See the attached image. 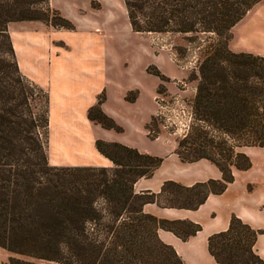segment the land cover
Returning a JSON list of instances; mask_svg holds the SVG:
<instances>
[{
    "label": "trees",
    "instance_id": "16d2710c",
    "mask_svg": "<svg viewBox=\"0 0 264 264\" xmlns=\"http://www.w3.org/2000/svg\"><path fill=\"white\" fill-rule=\"evenodd\" d=\"M263 1L125 0L136 33H206L218 38L201 66L194 127L178 143L176 153L185 163L210 161L222 172L221 181L193 186L167 181L158 194L137 193L136 183L152 178L164 160L105 141H97L96 148L111 167L51 166L37 118L20 117L17 107L9 106L17 90L7 81L8 75L2 77L5 68L0 59V249L10 255L5 264H184L175 249L160 239L159 231L188 241L202 226L159 219L144 208L156 204L198 210L235 181L233 169L252 167L240 149L264 148V58L234 53L228 46L233 28ZM33 3L0 0V41L18 75L8 31L11 23L38 21L75 30L57 11L59 18L54 21L35 16L27 8ZM150 71L165 81L160 73ZM103 101L100 98L89 111V120L121 132L101 110ZM261 234L233 216L227 231L209 238V252L218 264H264L254 250Z\"/></svg>",
    "mask_w": 264,
    "mask_h": 264
},
{
    "label": "crops",
    "instance_id": "0c3cea01",
    "mask_svg": "<svg viewBox=\"0 0 264 264\" xmlns=\"http://www.w3.org/2000/svg\"><path fill=\"white\" fill-rule=\"evenodd\" d=\"M49 4L75 30L37 21L11 23L9 33L20 72L48 94L49 130H56L55 147L74 150L73 156L64 152L66 158L53 165L111 167V161L96 148L97 141H105L165 159L152 178L136 183L137 193L158 194L167 181L193 186L223 180L222 172L210 161L185 163L176 153V141L151 135L157 117L155 98L160 95L161 85L170 90L172 83L150 70L172 81L178 71L167 58L155 54L142 34L133 31L125 0H49ZM20 23L25 24L17 26L21 31H16L14 26ZM231 34L228 46L232 52L264 58V1ZM102 97L101 110L121 132L89 120V111ZM243 153L252 167L247 171L233 169L235 181L222 195L210 196L198 210L145 206V213L159 219L202 226L188 241L159 231L160 239L175 249L184 264H218L209 252L208 241L227 231L233 216L262 232L254 250L264 261V148H246ZM50 155L51 149V163ZM166 167L173 171H164ZM6 262L1 257L0 264Z\"/></svg>",
    "mask_w": 264,
    "mask_h": 264
},
{
    "label": "rangeland",
    "instance_id": "374dc122",
    "mask_svg": "<svg viewBox=\"0 0 264 264\" xmlns=\"http://www.w3.org/2000/svg\"><path fill=\"white\" fill-rule=\"evenodd\" d=\"M33 1H35V3L27 8L34 10L36 14L35 16L41 18L44 16L49 17V19L53 21L57 20L56 16L59 18L58 13L51 9L49 0ZM23 24L25 23L15 24V30L21 31L17 26ZM141 37L144 39L145 43L150 45L156 55L161 54L162 57L167 58L178 71L177 78L174 81L165 79L166 83H172L170 90L165 87V85H161L159 91L160 95L155 98L157 105V117L151 125V130L153 137L162 135L179 143L189 134L192 127H194L195 100L198 93V85L200 83L201 66L211 54L212 46L218 44V38L214 34L206 33L187 35L145 33L142 34ZM0 47V51H2L1 56H3L0 57V59L3 61V66L5 68V72H3L2 77L8 75L9 77L6 76L7 81H9L17 90V93L14 95L16 100H11L9 106L17 107V114L20 117L33 115L37 118V124L41 127L40 138L44 145L48 160L49 149L52 151V155H50L52 164L49 161L51 166H55L53 164L59 163V161L63 159V156L66 158L65 153L69 157L73 156V148L72 150L70 148H63L62 150V148L58 149L55 147L56 130L54 129L50 131L47 126V92L39 88L22 73L21 75H18L15 71L14 65H12L13 60L9 56L2 41H0ZM52 142L53 144L51 145ZM232 144L233 142L230 141L228 143V147L232 146ZM246 148L251 147H244L239 151L243 153ZM61 150L63 155L60 154ZM162 159L164 161L161 166H163L165 162V159ZM164 171L170 172L173 170L166 167ZM1 257L7 261L10 255L0 249V259Z\"/></svg>",
    "mask_w": 264,
    "mask_h": 264
}]
</instances>
